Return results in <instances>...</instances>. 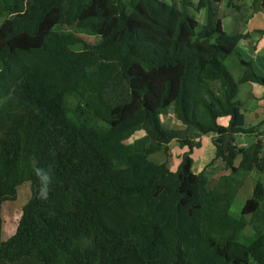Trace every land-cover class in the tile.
Returning a JSON list of instances; mask_svg holds the SVG:
<instances>
[{"label": "trees", "instance_id": "16d2710c", "mask_svg": "<svg viewBox=\"0 0 264 264\" xmlns=\"http://www.w3.org/2000/svg\"><path fill=\"white\" fill-rule=\"evenodd\" d=\"M220 2L0 0V264H264V231L236 230L231 214L247 176L264 174L263 142L235 143L258 135L238 84L264 78L236 50L249 35L223 31ZM73 94L85 108L68 105ZM170 110L180 128L163 125ZM208 134L228 171L213 187L192 171ZM171 142L187 149L174 172L152 159ZM23 185L3 240L2 206ZM263 199L257 182L237 222L249 227Z\"/></svg>", "mask_w": 264, "mask_h": 264}, {"label": "crops", "instance_id": "0c3cea01", "mask_svg": "<svg viewBox=\"0 0 264 264\" xmlns=\"http://www.w3.org/2000/svg\"><path fill=\"white\" fill-rule=\"evenodd\" d=\"M175 1L178 4L179 0ZM192 2L196 3L197 0H192ZM234 5L238 7V10L229 8V6H227V0H221L218 4L217 10L221 19L222 29L229 35H249L247 39L241 40L238 43L236 50L241 59L251 64L253 72L264 78V37L260 34V31L264 30V12L261 9V0H236ZM190 12L200 23H203V11ZM229 71L236 82L241 79L244 72V70L239 67H231L229 68ZM237 96L244 113L245 127H258L257 132L264 134V131L261 130L262 128L264 129V87L255 82L247 81L246 83L238 84ZM228 120L229 118L227 117L221 118L218 120V123L222 126H226ZM178 127L180 128V125ZM238 137L240 136H237L236 139ZM211 138V134L203 136L201 138V147L195 149L192 153V167L195 166L194 170H192L194 174L205 171L207 177L208 168L211 165V167H213L217 163L225 168L224 163L221 162V160H216L212 163L215 158L216 150L212 145ZM186 151V148L179 149V152H177L179 159L175 168L173 170L170 169L172 172L176 171L181 156ZM237 159V162L235 160L236 166L239 164L240 158L238 157ZM216 167L221 168L220 166ZM227 174L221 175L220 177L226 176Z\"/></svg>", "mask_w": 264, "mask_h": 264}, {"label": "rangeland", "instance_id": "374dc122", "mask_svg": "<svg viewBox=\"0 0 264 264\" xmlns=\"http://www.w3.org/2000/svg\"><path fill=\"white\" fill-rule=\"evenodd\" d=\"M8 17L9 16L7 14L0 15V24L3 23V21H5ZM82 37L87 42L92 43L93 41V38L87 35H82ZM66 101L68 105L73 108L76 106H81L82 108L84 107V102L75 94L68 96L66 98ZM86 116L88 117L91 123L98 125V126H102L96 120V118L91 113V111L87 109H86ZM162 122H163V125L167 128H179L178 126L180 125V123L174 119L173 113L171 110L168 111V114L162 117ZM261 130L264 131L263 128ZM142 135H143V132H136L128 140H126L125 143L127 144L132 143L134 140L140 138ZM239 136L240 137L236 139V142L239 146L241 145L249 146L251 143L255 142L254 140H256V137L264 144V134L263 133L262 134L258 133V135H255V136L253 135L252 136L251 135L250 136L249 135H239ZM3 137H4V132L0 130V140H2ZM179 149L180 148L178 147L176 142H171L168 158L164 156L162 153H159V154L152 156V159L158 162H162L167 159L170 169L173 170L179 159V156H177V152H179ZM261 157H264V149L261 153ZM211 166L207 170V178H208L210 187H213L217 183L219 177L221 175L227 174L228 171H226L225 168L221 167L222 165H219L218 163L214 165L213 167ZM216 166H220L223 169L220 170L221 168H218ZM194 167H192V170H194ZM257 182H260L264 186V174H258L256 172H252L249 176H247V178L243 182V186L239 190L238 195L236 196L234 200V203L231 206V214L233 215V217H235L234 220L236 221L237 225L240 226L238 227L236 225L234 226V228L236 230H239L245 233L246 235H249L252 232V229H259V230L264 231V199L261 203V206H260V209L257 215L254 216L252 219L247 217L251 220L249 227L245 228L240 224V222H237V218L240 215L241 208L244 205L245 201L252 196L255 184ZM27 198H28V186L23 185L19 188L18 198L16 201L7 202L3 204L2 206L3 240L8 239L15 232L20 215H21L22 206L25 204Z\"/></svg>", "mask_w": 264, "mask_h": 264}, {"label": "built area", "instance_id": "2783aa9c", "mask_svg": "<svg viewBox=\"0 0 264 264\" xmlns=\"http://www.w3.org/2000/svg\"><path fill=\"white\" fill-rule=\"evenodd\" d=\"M236 143V146H238L239 148H244V147H246V145H241V146H239L238 144H237V142H235Z\"/></svg>", "mask_w": 264, "mask_h": 264}, {"label": "clouds", "instance_id": "9594fccd", "mask_svg": "<svg viewBox=\"0 0 264 264\" xmlns=\"http://www.w3.org/2000/svg\"><path fill=\"white\" fill-rule=\"evenodd\" d=\"M44 179L47 180L48 179L47 176H45ZM44 191L45 190H42V194H44Z\"/></svg>", "mask_w": 264, "mask_h": 264}]
</instances>
